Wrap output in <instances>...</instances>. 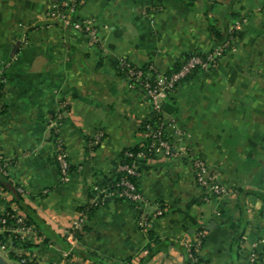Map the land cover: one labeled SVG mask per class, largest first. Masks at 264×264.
<instances>
[{"label": "crops", "instance_id": "obj_1", "mask_svg": "<svg viewBox=\"0 0 264 264\" xmlns=\"http://www.w3.org/2000/svg\"><path fill=\"white\" fill-rule=\"evenodd\" d=\"M50 2L0 0V66L8 65L0 94V160L11 163L7 176L25 204L64 237L91 194L118 178L122 152L142 144L151 107L141 91L127 88L116 70L119 59L170 72L212 50L232 24L244 21L215 70L191 75L164 98L172 106L165 115L173 120L166 139L189 153L147 159L138 190L148 204L138 210L105 198L75 248L106 263L138 264L150 233L168 245L146 264H188L185 244L204 228L201 263L242 264L254 244L257 264H264V0H77L76 18L95 23L94 44L47 20ZM56 116L70 164L66 182L52 156L48 124ZM97 131L104 137L92 146ZM193 158L206 162L226 196L208 202L196 185ZM154 204L165 213L141 232L138 212L151 213ZM8 209L19 212L0 189V217ZM23 242L4 243L12 263L18 261L11 256L34 264L62 260L60 246L36 231ZM67 264L92 263L75 258Z\"/></svg>", "mask_w": 264, "mask_h": 264}, {"label": "built area", "instance_id": "obj_2", "mask_svg": "<svg viewBox=\"0 0 264 264\" xmlns=\"http://www.w3.org/2000/svg\"><path fill=\"white\" fill-rule=\"evenodd\" d=\"M50 8L46 13V19L57 22L62 29H71L79 34L87 37L91 43H97L95 23L90 18L78 19L75 16L77 0H51ZM241 22L232 24L228 30L226 37L216 44L212 50L203 54H194L185 59L182 64L174 71L159 72L152 66H136L126 59H119L116 70L122 79L126 82L127 88L131 91H141L148 99L151 111L158 117V125L156 130L152 131L150 126H146L142 133L143 142L138 146L140 149L146 142L149 143L147 150H139L136 153L125 152L126 158L131 160L130 164L121 163L118 166L119 175L122 178L114 184L118 190H96L89 197L87 207H99L104 204L103 199L107 197H116L117 199L125 200L134 208H141L148 204L141 193L136 189L135 185L128 180L129 177L137 176V169L155 153H160L163 156H177L184 157L188 152V148L183 144H172L165 136V131L169 125L173 124V120L169 119L163 110L164 98L171 95L176 87L195 73L209 72L217 68L219 60L232 51V36L240 30ZM8 65L0 66V85L5 84V72ZM61 122V117L49 121L48 127L52 133V156L56 162L57 169L62 182L68 181L70 174V164L64 144L59 139L58 126ZM176 137L180 138L182 135L178 131H174ZM104 137L103 132L97 131L93 134L92 146L98 145ZM192 167L194 169V176L196 185L204 195L208 196V202L211 199H221L227 195V190L223 187L217 179V175L213 173L206 162L200 158L192 159ZM22 194L21 190H18ZM204 201L206 199L204 198ZM12 214L9 216L11 222L6 224L4 219H0V232L9 234L19 238L22 242L32 232L31 228L25 225L23 217L19 216L16 210H11ZM165 210L160 204L153 205V211L146 213L139 211L137 217V227L141 232L148 230L149 224L153 219L160 218L164 215ZM87 217L83 212H79L78 218L74 220L69 229L64 232L65 242L69 246V251L75 248L78 234L86 225ZM206 239V231L201 228L196 231L192 243L185 244L188 255L187 258L191 264H203L197 257V252L201 249ZM4 244H0V252L4 249ZM255 245L249 246L246 259L242 264H257V257L255 252ZM69 251L62 252V260L58 264H67V258L70 255ZM72 260H75L73 257ZM31 263L28 260H22L18 264Z\"/></svg>", "mask_w": 264, "mask_h": 264}, {"label": "trees", "instance_id": "obj_3", "mask_svg": "<svg viewBox=\"0 0 264 264\" xmlns=\"http://www.w3.org/2000/svg\"><path fill=\"white\" fill-rule=\"evenodd\" d=\"M76 8H77V5H76ZM179 66L175 67L171 71L176 70ZM2 89H3V85H0V94L2 92ZM158 122H159V120H158L157 115H155L152 112V117L150 118V120H148L146 123H144L142 125V133L145 131L146 126H150L152 131L156 130ZM148 146H149V143L146 142L145 144H143V146L141 148L144 150H147ZM141 148L140 149L139 148H131V149L124 150L122 152V155H121V163H123V164L124 163L125 164L131 163V160L125 157V155H124L125 152L136 153L139 150H142ZM53 161H54V159H53ZM10 164L11 163L0 160V189L3 192L11 195L12 203L18 209L19 216L23 217L26 226L30 227L32 231H36L38 234L43 235L46 241L48 240L51 242H56L64 252L69 251V246L65 242L64 237H58V236L54 235L52 232H50V230L46 227V225L42 222V220H40L37 217V215L34 213V211L28 205L25 204V202L23 201V199L20 196L21 193L18 192L19 189H16L15 187L12 186V184L10 183L9 178L7 176V168H8V166H10ZM55 164H56V162H55ZM140 170H141V166H139V168L137 169V176L136 177H133V178L129 177L128 178V180L135 185L136 189H138V180H139ZM122 176H123L122 174L118 175V178L113 183H111L110 186L108 188H106V190L107 191L118 190V187H115L114 184H116L119 181V178L120 177L122 178ZM121 200L123 202H127L123 199H121ZM103 201H105V199H103ZM96 209H97V207L92 206V207H87V208H81L80 211L86 215L87 219H89ZM11 214H12L11 210L8 209L4 212V214L0 217V219H4L6 221V224H8L11 222V220L9 218V216ZM83 230H85V227H83L81 231H83ZM80 236H81V234L79 232L78 234H76V239H79ZM8 238H9V234H7V233L0 234V244H4ZM11 239L15 244H18V243L24 244V242L23 241L21 242L19 240V238H17V237L11 236ZM167 245H168L167 240H158L153 235L148 233L147 234V243L145 244V246L142 249V252H145V254H144L143 258H141L139 260L138 264H146L148 261H150V259H152L155 255H157ZM69 252H70V255L66 260L67 262L72 260V258L74 257L76 259H79L80 261H87V262H90L92 264H120V263H115V262L114 263H106L101 258L96 256L95 254L90 253V252H86V251L81 250L79 248H73ZM11 259L12 260L14 259L15 261H18V262H20L22 260H26V258H24L23 256L18 257V258H14L13 256H11ZM187 263L191 264V262L189 261L188 258H187ZM26 264H34V263L31 262V263H26Z\"/></svg>", "mask_w": 264, "mask_h": 264}, {"label": "water", "instance_id": "obj_4", "mask_svg": "<svg viewBox=\"0 0 264 264\" xmlns=\"http://www.w3.org/2000/svg\"><path fill=\"white\" fill-rule=\"evenodd\" d=\"M163 110L167 114H171L172 106L168 103H165L163 106ZM0 264H8V262L0 255Z\"/></svg>", "mask_w": 264, "mask_h": 264}, {"label": "rangeland", "instance_id": "obj_5", "mask_svg": "<svg viewBox=\"0 0 264 264\" xmlns=\"http://www.w3.org/2000/svg\"><path fill=\"white\" fill-rule=\"evenodd\" d=\"M0 253H1L0 255L8 262V264H16V263H12L11 260H9V258H7V256H5V254H3V252H0Z\"/></svg>", "mask_w": 264, "mask_h": 264}]
</instances>
